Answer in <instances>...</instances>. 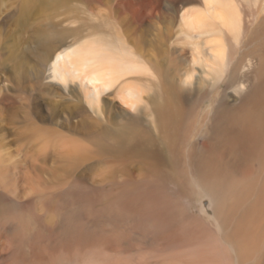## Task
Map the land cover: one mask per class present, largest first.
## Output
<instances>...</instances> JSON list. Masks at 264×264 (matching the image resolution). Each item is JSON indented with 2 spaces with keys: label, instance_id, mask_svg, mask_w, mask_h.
<instances>
[{
  "label": "rangeland",
  "instance_id": "1",
  "mask_svg": "<svg viewBox=\"0 0 264 264\" xmlns=\"http://www.w3.org/2000/svg\"><path fill=\"white\" fill-rule=\"evenodd\" d=\"M163 4L0 0V264H236L238 250L228 239L233 228L221 221L226 211L219 186L194 183L187 156L214 142L215 109L220 101L239 105L249 83L230 85L227 72L209 68L199 42L213 45L217 36L199 40L174 31L165 43L158 32L166 38L168 30L157 19L169 14ZM202 4L182 6L171 28L178 29L184 9L201 10ZM130 15L145 17L135 34L121 23ZM224 37L226 47L238 50L236 35ZM87 52L98 57L100 71H116L110 89L96 99L80 78L62 80L54 69L59 55L73 53L82 65ZM245 65L240 72L258 84L254 68ZM131 94L141 99L137 110ZM169 115L174 121L163 126L160 120ZM172 141L180 161L170 170L163 151ZM142 145L144 153L135 152ZM45 151L50 173L41 181L51 184L52 207L39 201L48 189L33 163ZM68 161L74 167L67 170H77L84 184L58 190L59 182L73 181L63 169ZM225 174L234 176L230 169ZM126 182L147 188L123 189ZM239 190L234 184L230 192Z\"/></svg>",
  "mask_w": 264,
  "mask_h": 264
},
{
  "label": "bare ground",
  "instance_id": "2",
  "mask_svg": "<svg viewBox=\"0 0 264 264\" xmlns=\"http://www.w3.org/2000/svg\"><path fill=\"white\" fill-rule=\"evenodd\" d=\"M157 1L163 2V5L166 6V11L169 12V14L159 13L157 16L158 21L168 30L166 31L168 32V37L166 38L161 37L162 32L160 30L158 32V36L165 43L168 44V42L173 40L174 31L177 34H184L189 37L192 33H195L199 36V40L202 35L217 36L215 42L223 46L222 51L219 50L220 44L218 45L215 42L213 45H210L211 43L207 40L199 42L200 47L207 49H205V55L211 62L209 68L211 70L214 69V72H217L216 75L227 72L226 83L230 85H234L236 81L240 80H243L241 81L242 84L240 83L241 85L244 82L249 83L250 92L244 98L242 97L239 105L227 107L228 104L220 101L212 118L214 124L213 136L215 135L214 142L210 144L208 142L203 143L202 149H199L198 152L193 147L190 150L189 156H187L189 157L187 167L191 171L194 183H200L203 186H219V190L221 191V195H219L223 196L222 200L225 203L224 209L226 211V214L224 212V217H221V221L227 228L228 224L232 226L233 229L228 234V239H234L230 244L238 250L234 262L236 264H264V0H202L201 10L188 9L187 11L184 9L180 19L181 24L177 30H174L175 27L171 28V24L177 20V16L182 11V6L193 4L196 0ZM160 4L157 3L155 8L159 10ZM130 16L131 18H121L123 19L121 23H125L126 21V24L134 27L133 32L135 34L143 27L145 17L141 15ZM164 28H161V31H164ZM225 34L236 35L235 40H237V45H239L238 50L235 49L234 44H229L227 45L228 48L226 47L225 44L229 38L224 37ZM208 49H216V51ZM87 54H89L90 58L83 59L82 65L74 62L73 58L75 59L77 56L73 53L59 55L54 69L62 80L67 81L71 75L75 76V78H80L90 96L96 99L110 89L116 71L112 67L108 69L109 71H103L102 66H100L102 70L100 71L95 65L98 57L95 56L94 52L93 57L92 53L87 52ZM244 62L246 63V67L254 68L258 84H251L249 82V75H243L240 72L239 68L243 69L240 65ZM98 63L100 64V61ZM94 68L97 70H93ZM136 97L133 94L130 97V106L134 110H137L139 105ZM137 98L141 101L139 97ZM94 113L101 115L102 112L97 110ZM160 121L163 126H166L169 122L174 121V117L169 115ZM39 131L42 133V130ZM148 139L149 136H146L145 144H148L146 142V140L149 141ZM137 144L139 143L137 142ZM175 144L172 141L168 149L163 151L165 163H167L170 170L180 161V154L177 152ZM146 148L145 145H142L139 150L135 149V152L143 154ZM49 154L46 151L38 154L33 163L36 172L40 173L38 177L39 182L45 184L48 189V192L39 193V201L44 206L52 207L50 205V200L53 198V196L51 197L52 193L50 194L51 184L50 182L44 183V181H41L43 175L50 173V169L46 166L50 159ZM118 154L120 157H124L125 152L123 154L120 151ZM130 155H133V153H130ZM146 155L151 156V153L148 152ZM38 162L41 165H37ZM69 167H74L73 161H68L63 168L67 172L66 175L71 176L70 178H73V181L69 182L65 180L59 182L56 189L64 190L68 185L74 184L76 186L84 184L82 179L77 176L75 172L77 170L68 171ZM227 169L233 170L234 176L232 175L231 178H227L228 175L225 174ZM148 174L152 178L165 181L162 176H155L151 169H148ZM149 176L147 177L150 178ZM75 177L77 179H74ZM234 184L237 187L239 186L240 190L239 192L232 191L231 193L230 190ZM121 187L129 190H140L145 188L146 184L134 186L126 182L122 183ZM91 189L96 190V187L93 185ZM216 193L218 194L219 191L216 190ZM255 252H261L258 258L254 257ZM251 253H253V256H251Z\"/></svg>",
  "mask_w": 264,
  "mask_h": 264
}]
</instances>
